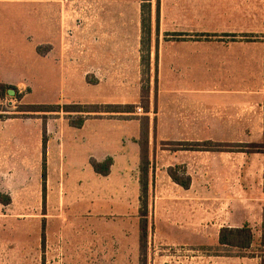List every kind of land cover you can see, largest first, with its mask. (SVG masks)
<instances>
[{
  "label": "crops",
  "instance_id": "0c3cea01",
  "mask_svg": "<svg viewBox=\"0 0 264 264\" xmlns=\"http://www.w3.org/2000/svg\"><path fill=\"white\" fill-rule=\"evenodd\" d=\"M62 6L63 28L73 11L82 20L71 33L74 43L48 20L50 7ZM144 20L149 33L154 27L177 36L159 42L155 95L147 110L136 113L129 95L100 92L118 84L114 76L98 77L115 64L101 62L97 53H115V33H143ZM259 33L264 0H0V104L9 90L14 96L56 84L79 106L119 107L66 111L55 136L37 115L0 118V192L10 198L0 203V214L16 216L18 234L14 246L7 239L2 251L24 262L21 255L35 249L37 209L48 217L56 192L63 237L64 231L71 237L80 231L99 243L101 237L121 239L130 247L137 231L140 241L162 249L146 253V263L259 264L258 256L216 252L239 250L219 244L222 228L247 225L254 240L264 216V45L234 39ZM45 45L49 50L41 49ZM52 56L59 63L53 65ZM90 72L97 75L91 83L85 79ZM77 116L80 126L71 121ZM204 142L222 148L192 147ZM253 144L263 151H250ZM107 158L112 162L102 176L90 161ZM175 167L189 178L187 188L168 175ZM141 178L147 182L145 205ZM4 183H18L10 187L25 190L24 199L18 192L15 202ZM30 191L36 206L24 203ZM177 247L193 252L178 253ZM100 260L97 255L91 262ZM132 261L131 252L113 259Z\"/></svg>",
  "mask_w": 264,
  "mask_h": 264
},
{
  "label": "rangeland",
  "instance_id": "374dc122",
  "mask_svg": "<svg viewBox=\"0 0 264 264\" xmlns=\"http://www.w3.org/2000/svg\"><path fill=\"white\" fill-rule=\"evenodd\" d=\"M51 9L52 11L48 17L50 26L57 25L59 33H63V31L67 33L69 42L72 40L71 42L74 43L75 39L72 37L71 33H77L76 31H78L79 27L81 28V18L75 16L73 11V13L67 16V22H65L68 28L66 26L63 28V6L57 8L50 7V10ZM59 9L62 11L61 15L59 14ZM146 18L145 16V19ZM144 22L145 27L143 33H115V53L111 54L108 49L105 48H100L101 50H98L99 53H97V57L101 62H108V60H110L115 64L113 70L105 69L100 72L98 77L108 75L114 76L118 84L112 87L101 86L100 92L117 97H122L123 95L128 97L129 95L132 101L136 103V105L133 106L135 107L133 111L136 113H142L144 110H147L149 97L151 98L155 95L157 78L155 63L157 60L156 50L159 42L171 41L177 36L175 33H156L154 27L151 33H149L148 23L145 20ZM152 25L154 26V23H152ZM149 29H151L150 25ZM53 30L57 29L53 28ZM235 36L234 39L236 41L258 40L264 45V33L255 35L240 34ZM227 39L230 41L232 37H228ZM39 48L40 47H38V49ZM49 48L50 46L48 45L41 47V49L44 50H49ZM51 63L53 65L59 63V58L52 56ZM95 77H97V75L90 72L85 79L87 82L91 83L96 81ZM51 78V81L54 82V74H52ZM23 95L24 97H22ZM71 95L72 94L69 96ZM105 104H109V102L81 107H88L90 110L92 107H97V111H105ZM33 105L39 107V110L42 111H21ZM75 105L80 104L74 100V97H67L63 94V86L52 84L46 87H36L34 92L27 87L21 94H14V96L3 93V101L0 104V114L6 115V117H14L16 115H22L20 117H33L37 115L45 126H51V134L55 136L60 130V127L63 126V113L74 110L72 108ZM78 119L77 116L71 118V121L77 122ZM249 150H252V152L256 150H258V152L263 151L262 147L258 145L256 148ZM4 184H8L9 188L7 190L9 193L13 194L15 202H18V197L16 196L18 192H21L19 195L21 200L24 199L22 196L26 193L25 190H17L10 187L18 183ZM30 195L32 198L29 201H24V203L26 205L33 204L36 206L38 201H36V198H33L35 196L34 191H30ZM52 195V198L49 200L50 213L47 214L49 215L48 217L44 218L43 211L39 208L37 209L34 217V230L36 233L35 249L32 253V249H30L29 252L23 253L21 256L24 258V262L20 264H92L91 260L97 255H99L101 259L99 264H120L118 262H113V259L118 256V254L121 255L130 252L133 257L131 264H152L151 262H145V254L147 253L152 256L155 253H161V248L154 247L152 243L150 246H147L145 242H142L143 239L140 241V236L137 231L133 235V242L130 247L127 244H120V242H122L121 239L113 240L112 238L101 237L99 243L96 238H91V234H83L80 231H77L74 237H71L67 231H64L63 237V208L61 210L59 208V198L57 197L56 201V197L54 196L56 192H53ZM8 215V217L3 218L0 214V264H19L16 253H12L8 256L7 253L2 251L3 244L7 242V239H10L14 246L13 242L17 241L18 236L14 221L16 216L12 214ZM31 219L33 218H30V224ZM27 222L28 220L26 219L25 223ZM71 234H74L73 231H71ZM222 249L223 250H216V252L254 255L259 257V264H264V216L261 225L254 230V240L248 249ZM176 251L185 254H192L193 252L192 249L183 247H177Z\"/></svg>",
  "mask_w": 264,
  "mask_h": 264
},
{
  "label": "trees",
  "instance_id": "16d2710c",
  "mask_svg": "<svg viewBox=\"0 0 264 264\" xmlns=\"http://www.w3.org/2000/svg\"><path fill=\"white\" fill-rule=\"evenodd\" d=\"M144 24V21H143ZM26 110H21V111H42L39 110V107L37 106H29L26 107ZM119 107L117 106H105L104 109H117ZM131 108V107H130ZM72 109V111H79V112H87L90 111V108L88 107H81L79 105H75ZM97 107H92L91 111H97ZM6 118V115L0 114V118ZM81 119H79L77 122H73L72 124L74 126H80L81 124ZM257 145L253 144L248 146V149H254L256 148ZM192 147L197 148H205L207 150H216L218 148H222L221 145L212 143V142H204L202 144H193ZM252 151V150H250ZM111 159L107 158L104 161L97 163L93 160L90 161L91 167L94 169V171L102 176H105L108 174L109 172V167L111 165ZM142 172L144 174H146V166H144L143 168H141ZM168 175L170 176L171 180L173 182H175L176 184H178L179 186L183 187V188H187L190 184V180L188 177L183 176L180 174L179 172V168L175 167V168H170L167 170ZM146 176V175H145ZM147 182L145 181L144 178H141V193H142V203L143 205L146 204V186ZM0 203L3 205H7L10 203V198L9 196L2 194L0 192ZM143 239V238H142ZM253 241V237H252V233H251V229L247 226L244 225L240 228L237 229H229V228H222L219 231V237H218V242L220 245L226 246L228 248H235V249H247L251 246ZM143 242V241H142ZM142 247V244H141Z\"/></svg>",
  "mask_w": 264,
  "mask_h": 264
},
{
  "label": "water",
  "instance_id": "95a60500",
  "mask_svg": "<svg viewBox=\"0 0 264 264\" xmlns=\"http://www.w3.org/2000/svg\"><path fill=\"white\" fill-rule=\"evenodd\" d=\"M8 94H9V95H13V91L9 90V91H8Z\"/></svg>",
  "mask_w": 264,
  "mask_h": 264
}]
</instances>
